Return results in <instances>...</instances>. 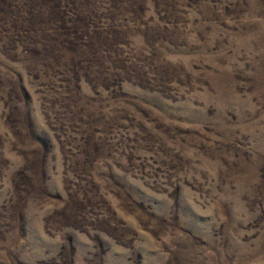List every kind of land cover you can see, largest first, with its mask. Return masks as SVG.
I'll return each mask as SVG.
<instances>
[{
  "label": "rangeland",
  "instance_id": "1",
  "mask_svg": "<svg viewBox=\"0 0 264 264\" xmlns=\"http://www.w3.org/2000/svg\"><path fill=\"white\" fill-rule=\"evenodd\" d=\"M0 264H264V0H0Z\"/></svg>",
  "mask_w": 264,
  "mask_h": 264
}]
</instances>
